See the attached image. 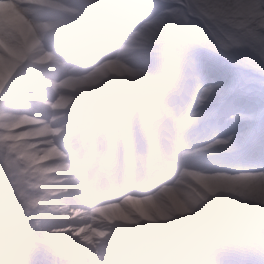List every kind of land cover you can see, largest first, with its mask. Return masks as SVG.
<instances>
[{
	"label": "clouds",
	"instance_id": "9594fccd",
	"mask_svg": "<svg viewBox=\"0 0 264 264\" xmlns=\"http://www.w3.org/2000/svg\"><path fill=\"white\" fill-rule=\"evenodd\" d=\"M17 7L0 264H264V0Z\"/></svg>",
	"mask_w": 264,
	"mask_h": 264
},
{
	"label": "bare ground",
	"instance_id": "6f19581e",
	"mask_svg": "<svg viewBox=\"0 0 264 264\" xmlns=\"http://www.w3.org/2000/svg\"><path fill=\"white\" fill-rule=\"evenodd\" d=\"M5 10L6 9L4 8V11L0 12V32L2 30L6 31V29H8L9 33L13 31L17 33L19 31V33L23 35L24 27L26 24L23 11L19 13H14V17H16L15 19L12 17L11 12H8L7 10L6 11ZM11 24L17 25L19 30L18 31L16 30V26H13L14 28H12ZM0 51L2 52V55H3L2 62H0V72L4 73L6 77L9 71V58L12 57V55L5 52V50L2 48H0ZM107 70L117 75H122L129 71L124 64L119 63V62H113L112 64L108 65ZM94 82L95 81L93 80H89V81H83L81 82V84L87 86ZM62 106L63 105H61V107ZM7 115L8 114L6 113H0V120L4 119ZM129 191L132 193H135L136 189L130 188ZM126 208H129L133 210L136 214L142 215L144 216V218L151 220V217L147 215L146 210L144 209L143 202L140 199H138L135 195H133L132 199L127 201V203L123 207H116L115 209H112V210L108 209L107 211H104V210L101 211L99 213V216L97 217V222H100L101 220L109 222V223L116 221V220L121 221V222H130V217L128 215V212L125 211ZM96 234L99 235L98 232Z\"/></svg>",
	"mask_w": 264,
	"mask_h": 264
},
{
	"label": "rangeland",
	"instance_id": "374dc122",
	"mask_svg": "<svg viewBox=\"0 0 264 264\" xmlns=\"http://www.w3.org/2000/svg\"><path fill=\"white\" fill-rule=\"evenodd\" d=\"M22 2H25V0H0V12L1 11H4V8L8 11V12H11V15L13 18L16 19V17H14V13H19V12H22V10L20 8L17 7V4L19 3H22ZM6 4V5H5ZM8 5V6H7ZM2 7V8H1ZM8 7V8H6ZM9 9V10H8ZM5 10V11H6ZM17 22V21H16ZM13 26H16V30L18 31L19 28L17 25L15 24H11V27L14 28ZM15 30V31H16ZM9 30L6 29L5 30H2L0 32V48L4 49L5 52H7L8 54L10 55H14V52L11 48H9L8 44L6 43V40H7V37L9 36ZM19 33V31L17 32ZM20 34V33H19ZM2 58H3V55H2V52L0 51V62H2ZM119 207V206H118ZM115 209V208H114ZM112 210V209H110ZM103 211V210H102ZM99 216V215H98ZM99 235L102 234V233H98Z\"/></svg>",
	"mask_w": 264,
	"mask_h": 264
}]
</instances>
